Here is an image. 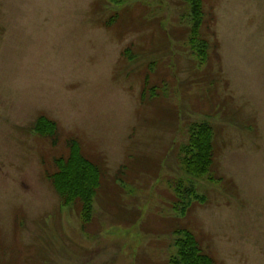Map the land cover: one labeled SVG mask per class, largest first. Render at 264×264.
<instances>
[{
    "label": "rangeland",
    "instance_id": "374dc122",
    "mask_svg": "<svg viewBox=\"0 0 264 264\" xmlns=\"http://www.w3.org/2000/svg\"><path fill=\"white\" fill-rule=\"evenodd\" d=\"M203 2L202 63L183 0H0V264H170L178 228L264 264V0ZM205 120L212 179L178 157ZM71 138L103 169L88 221L47 177ZM179 179L202 198L185 214Z\"/></svg>",
    "mask_w": 264,
    "mask_h": 264
},
{
    "label": "trees",
    "instance_id": "16d2710c",
    "mask_svg": "<svg viewBox=\"0 0 264 264\" xmlns=\"http://www.w3.org/2000/svg\"><path fill=\"white\" fill-rule=\"evenodd\" d=\"M124 1L110 0L115 4ZM183 2L190 7L187 14L191 23L188 40L190 50L197 60L203 63L207 60L209 47L208 40L201 32L206 22L204 2L203 0ZM130 52V48L126 49L124 55ZM34 128L38 133L56 142L58 126L53 120L40 117ZM188 134L187 144L181 145L178 151L180 165L187 175L194 177L208 175L212 179L210 172L215 154L213 125L206 120L193 122L188 127ZM55 167L56 170L48 173L47 177L59 193L63 205H74L79 202L83 221L90 220L94 198L102 182V167L83 153L80 142L75 138L68 140V153L55 159ZM173 189L177 200L173 207L179 213L185 214L191 201L202 199L194 192V184H186L183 179L175 181ZM174 234L176 252L170 257V264H218L213 256L203 250L198 239L190 231L178 228Z\"/></svg>",
    "mask_w": 264,
    "mask_h": 264
}]
</instances>
